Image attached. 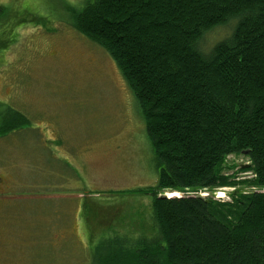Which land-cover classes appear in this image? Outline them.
I'll return each instance as SVG.
<instances>
[{
  "label": "trees",
  "instance_id": "1",
  "mask_svg": "<svg viewBox=\"0 0 264 264\" xmlns=\"http://www.w3.org/2000/svg\"><path fill=\"white\" fill-rule=\"evenodd\" d=\"M12 16L0 4V50ZM71 25L133 91L159 177L137 191L153 199V235L117 238L95 264H264V0H94ZM0 118V138L30 123L12 108ZM244 154L253 177L238 181L227 159ZM224 188L228 201L198 194Z\"/></svg>",
  "mask_w": 264,
  "mask_h": 264
},
{
  "label": "rangeland",
  "instance_id": "2",
  "mask_svg": "<svg viewBox=\"0 0 264 264\" xmlns=\"http://www.w3.org/2000/svg\"><path fill=\"white\" fill-rule=\"evenodd\" d=\"M93 1L0 0L13 15L0 116L12 108L30 121L0 138V264H95L117 238L153 235V199L137 191L159 177L138 101L112 58L71 27ZM229 33L208 34L204 52ZM227 163L238 181L253 177L241 173L245 154ZM234 190L198 194L228 200Z\"/></svg>",
  "mask_w": 264,
  "mask_h": 264
},
{
  "label": "flooded vegetation",
  "instance_id": "3",
  "mask_svg": "<svg viewBox=\"0 0 264 264\" xmlns=\"http://www.w3.org/2000/svg\"><path fill=\"white\" fill-rule=\"evenodd\" d=\"M4 178L2 179V178H0V194H2V189H3V183H4ZM3 203L0 201V212H1V208L2 207H4L3 205H2Z\"/></svg>",
  "mask_w": 264,
  "mask_h": 264
},
{
  "label": "built area",
  "instance_id": "4",
  "mask_svg": "<svg viewBox=\"0 0 264 264\" xmlns=\"http://www.w3.org/2000/svg\"><path fill=\"white\" fill-rule=\"evenodd\" d=\"M217 199H220V200H223V201H228V200H229V199H228V200H225V199H221V198H219V197H217Z\"/></svg>",
  "mask_w": 264,
  "mask_h": 264
},
{
  "label": "bare ground",
  "instance_id": "5",
  "mask_svg": "<svg viewBox=\"0 0 264 264\" xmlns=\"http://www.w3.org/2000/svg\"><path fill=\"white\" fill-rule=\"evenodd\" d=\"M169 197H173V196H169Z\"/></svg>",
  "mask_w": 264,
  "mask_h": 264
},
{
  "label": "water",
  "instance_id": "6",
  "mask_svg": "<svg viewBox=\"0 0 264 264\" xmlns=\"http://www.w3.org/2000/svg\"><path fill=\"white\" fill-rule=\"evenodd\" d=\"M166 197V196H165ZM168 198V197H167Z\"/></svg>",
  "mask_w": 264,
  "mask_h": 264
}]
</instances>
